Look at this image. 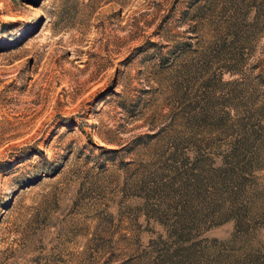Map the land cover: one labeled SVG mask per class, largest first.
<instances>
[{"label":"rangeland","instance_id":"1","mask_svg":"<svg viewBox=\"0 0 264 264\" xmlns=\"http://www.w3.org/2000/svg\"><path fill=\"white\" fill-rule=\"evenodd\" d=\"M234 1L0 0V264L230 243L233 220H185L227 176L264 199V0Z\"/></svg>","mask_w":264,"mask_h":264},{"label":"trees","instance_id":"2","mask_svg":"<svg viewBox=\"0 0 264 264\" xmlns=\"http://www.w3.org/2000/svg\"><path fill=\"white\" fill-rule=\"evenodd\" d=\"M246 7V0H236L231 3L233 18L243 17ZM231 177H224L223 182L220 183L225 189H230L232 186L236 188L233 197H229L228 205L224 203L225 201L216 202L211 211H206V213L203 211L200 215L185 220L186 224H193L197 220L203 221L204 218L207 220L210 216H214L216 225L230 219L233 220L230 243L228 245L226 242L219 244L216 239L210 240L213 244H207V240L186 243L191 240L188 237L190 230L184 229L182 232L175 233L177 247L163 255H166L163 264H264L263 245L258 243L253 246L251 243V235L264 218V199L254 190H248L246 195L245 193L239 194L243 191V184L236 179L237 177ZM171 235L174 236V233Z\"/></svg>","mask_w":264,"mask_h":264}]
</instances>
